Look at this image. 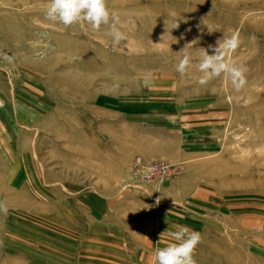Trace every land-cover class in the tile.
Listing matches in <instances>:
<instances>
[{
  "label": "rangeland",
  "instance_id": "374dc122",
  "mask_svg": "<svg viewBox=\"0 0 264 264\" xmlns=\"http://www.w3.org/2000/svg\"><path fill=\"white\" fill-rule=\"evenodd\" d=\"M47 3L0 0V264H154L180 225L197 264H264V0H108L115 47ZM233 33L245 87L199 85L203 49ZM140 156L173 175L134 182Z\"/></svg>",
  "mask_w": 264,
  "mask_h": 264
},
{
  "label": "clouds",
  "instance_id": "9594fccd",
  "mask_svg": "<svg viewBox=\"0 0 264 264\" xmlns=\"http://www.w3.org/2000/svg\"><path fill=\"white\" fill-rule=\"evenodd\" d=\"M45 18L65 27L86 23L95 31H99L102 25L108 26L105 34L112 38L114 47L128 39L125 32L118 27L121 23L119 14L108 7V0H48ZM178 26V23L174 24L173 29ZM209 31L212 30L209 29ZM239 43L238 34L233 33L229 37L224 36L218 40L215 46H210L213 54H209L208 50L203 49L198 64V71L201 75L197 78V83L204 86L223 76L237 91L243 89L247 83L248 69L245 65L234 62L231 55ZM188 45H185L180 51L183 55L175 66V70L181 76L186 75L188 69L192 67V56L187 50ZM147 83L148 81L145 80V84ZM3 106L4 101L0 100V107ZM0 213L5 215L8 213V207L3 200H0ZM163 235L164 232L161 233L160 238ZM167 235L172 242L164 247L155 248L154 264H197L195 250L202 241L199 232L190 229L187 225H180L175 231H168Z\"/></svg>",
  "mask_w": 264,
  "mask_h": 264
},
{
  "label": "built area",
  "instance_id": "2783aa9c",
  "mask_svg": "<svg viewBox=\"0 0 264 264\" xmlns=\"http://www.w3.org/2000/svg\"><path fill=\"white\" fill-rule=\"evenodd\" d=\"M173 173L172 166L165 162L148 161L140 156L133 163L134 182L151 181Z\"/></svg>",
  "mask_w": 264,
  "mask_h": 264
},
{
  "label": "bare ground",
  "instance_id": "6f19581e",
  "mask_svg": "<svg viewBox=\"0 0 264 264\" xmlns=\"http://www.w3.org/2000/svg\"><path fill=\"white\" fill-rule=\"evenodd\" d=\"M25 1H29V0H24V2ZM34 1H38V0H34ZM75 28H77V25L76 24H74V27H73V30L75 31ZM73 31V32H74ZM80 32V31H79ZM81 33V34H80ZM79 33V35H77V37H79V38H81V39H84V38H86L87 40H89L85 35H83V33L82 32H80ZM74 79H76V77H74ZM58 83H60V84H64L65 82H60V79L58 80ZM67 86H68V89H69V91H70V93H72V94H74V95H77L79 92H81V90H80V88H78V86H75L74 84H67ZM85 93H86V98H91L92 97V94L91 93H88V92H86V90L84 91ZM81 119V118H80ZM60 121V120H59ZM58 121V122H59ZM64 121V123H70V120L69 119H64L63 120ZM61 124V123H60Z\"/></svg>",
  "mask_w": 264,
  "mask_h": 264
}]
</instances>
